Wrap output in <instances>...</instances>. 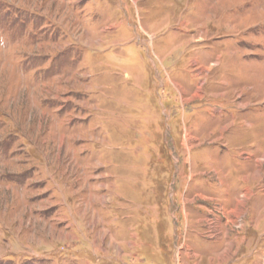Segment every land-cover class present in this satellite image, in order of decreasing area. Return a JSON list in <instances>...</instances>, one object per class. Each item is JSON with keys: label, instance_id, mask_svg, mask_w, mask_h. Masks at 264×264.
<instances>
[{"label": "rangeland", "instance_id": "rangeland-1", "mask_svg": "<svg viewBox=\"0 0 264 264\" xmlns=\"http://www.w3.org/2000/svg\"><path fill=\"white\" fill-rule=\"evenodd\" d=\"M0 264H264V0H0Z\"/></svg>", "mask_w": 264, "mask_h": 264}]
</instances>
